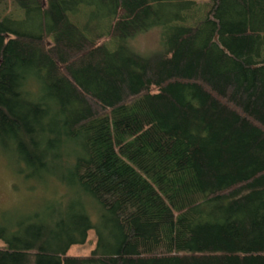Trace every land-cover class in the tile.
Returning <instances> with one entry per match:
<instances>
[{"label":"trees","instance_id":"1","mask_svg":"<svg viewBox=\"0 0 264 264\" xmlns=\"http://www.w3.org/2000/svg\"><path fill=\"white\" fill-rule=\"evenodd\" d=\"M10 1L0 150L73 197L0 218V264H264V0Z\"/></svg>","mask_w":264,"mask_h":264},{"label":"rangeland","instance_id":"2","mask_svg":"<svg viewBox=\"0 0 264 264\" xmlns=\"http://www.w3.org/2000/svg\"><path fill=\"white\" fill-rule=\"evenodd\" d=\"M19 15L10 0L0 3V19L4 16ZM131 47L139 54L150 55L159 49V30L141 33L131 41ZM57 147L52 151L57 153ZM12 154L3 153L0 150V218L14 217L22 215H33L43 210L46 202L57 200L60 195H71L67 187H60L56 182L49 179L50 173L42 169H29L27 173H35L31 178H23L19 172V165ZM24 172V173H26ZM93 212L91 221L96 223V214ZM96 233L91 229L88 231V238L84 245H73L68 251V256H86L96 248Z\"/></svg>","mask_w":264,"mask_h":264}]
</instances>
